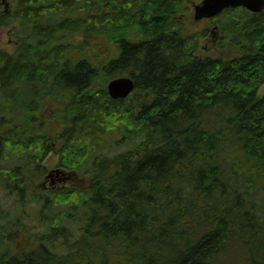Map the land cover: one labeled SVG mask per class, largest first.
Instances as JSON below:
<instances>
[{"label": "trees", "instance_id": "trees-1", "mask_svg": "<svg viewBox=\"0 0 264 264\" xmlns=\"http://www.w3.org/2000/svg\"><path fill=\"white\" fill-rule=\"evenodd\" d=\"M9 1L0 264H264V12L187 31L189 0Z\"/></svg>", "mask_w": 264, "mask_h": 264}, {"label": "water", "instance_id": "water-1", "mask_svg": "<svg viewBox=\"0 0 264 264\" xmlns=\"http://www.w3.org/2000/svg\"><path fill=\"white\" fill-rule=\"evenodd\" d=\"M5 3V0H2ZM193 8L195 20L212 19L224 9L243 7L252 13L264 11V0H199L190 2ZM134 89V81L129 76H120L110 80L106 85V91L111 99H124ZM58 174V170L55 171Z\"/></svg>", "mask_w": 264, "mask_h": 264}, {"label": "rangeland", "instance_id": "rangeland-1", "mask_svg": "<svg viewBox=\"0 0 264 264\" xmlns=\"http://www.w3.org/2000/svg\"><path fill=\"white\" fill-rule=\"evenodd\" d=\"M191 1H196V0H191ZM188 13V18L186 19L185 21V27H186V30H201L203 28H205L207 25H208V21L206 20H201V21H195L193 19V15H192V11L189 9L186 11ZM214 26V25H213ZM213 26H210L208 28L209 32L210 30L213 29ZM220 37V32L217 31V33L214 35V38L211 39H204L202 40V43H201V51L202 53H208V54H211L213 49L215 46H216V42L217 40L219 39ZM10 45L8 44V37H7V34H6V31L5 30H1L0 29V50H10ZM211 50V51H210ZM209 51V52H207ZM264 93V85L261 86L260 90H259V94H263ZM114 152V150H113ZM45 165L47 166L48 168V171L51 170L52 168L53 169H56L53 165V163L51 161L45 163ZM48 182H46L45 186H49V184H47ZM54 185H59L58 184H54ZM46 187H43V189L45 190ZM5 193L3 191L0 190V202H2L5 206H7V200L5 198Z\"/></svg>", "mask_w": 264, "mask_h": 264}, {"label": "flooded vegetation", "instance_id": "flooded-vegetation-1", "mask_svg": "<svg viewBox=\"0 0 264 264\" xmlns=\"http://www.w3.org/2000/svg\"><path fill=\"white\" fill-rule=\"evenodd\" d=\"M12 32L10 31V32H8V33H6L7 34V37H8V43L10 44L11 42H12V38H10V34H11ZM59 180V179H58ZM51 182H53V178L51 179Z\"/></svg>", "mask_w": 264, "mask_h": 264}]
</instances>
